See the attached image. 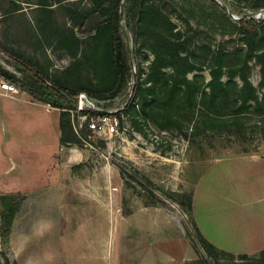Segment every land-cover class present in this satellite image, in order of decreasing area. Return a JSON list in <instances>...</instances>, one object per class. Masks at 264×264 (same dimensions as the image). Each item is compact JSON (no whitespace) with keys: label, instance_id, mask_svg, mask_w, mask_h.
Instances as JSON below:
<instances>
[{"label":"rangeland","instance_id":"374dc122","mask_svg":"<svg viewBox=\"0 0 264 264\" xmlns=\"http://www.w3.org/2000/svg\"><path fill=\"white\" fill-rule=\"evenodd\" d=\"M188 1L156 0L157 22L146 18L138 29L137 17L135 30L127 33L141 69L139 82L147 89L140 96L147 114L141 120L124 116V124L118 123L126 127L121 137L78 144L72 128L60 131L66 111L36 101L17 85V98L0 96V212L3 198L21 202L10 234L0 236V264H264V250L243 254L214 247L207 256L195 238L194 217L195 211L202 216L215 207L223 225L226 215L240 214L230 212L233 207L245 208L233 205V188L250 184L254 165L236 157L264 158V115L248 113L230 133L218 124L193 132V119L177 108L166 116L162 109H147L162 91L154 80L181 71L184 57L197 68L186 77L200 75L203 87L210 80L211 53L239 52L224 59L236 64L247 49L242 36L197 26L184 9L197 3L227 12L232 2L237 8L231 11L241 16L255 0H226L225 7L216 0ZM43 4L51 9L48 15L41 12ZM91 6L90 0H0V42L63 85L104 86L111 73L103 37L80 38L79 47L64 33L54 42L44 40L54 29L68 33L72 9ZM174 41L182 43L178 55ZM256 45L264 48V27ZM249 65V81L262 98L260 66L254 60ZM0 67L21 77L1 53ZM221 79L227 80L226 74ZM169 116H177L183 128ZM133 177L142 178L143 185Z\"/></svg>","mask_w":264,"mask_h":264},{"label":"trees","instance_id":"16d2710c","mask_svg":"<svg viewBox=\"0 0 264 264\" xmlns=\"http://www.w3.org/2000/svg\"><path fill=\"white\" fill-rule=\"evenodd\" d=\"M90 1L92 6L88 9L82 11L71 10L72 27L68 29V33H65V30L60 32V30L54 29L47 32L48 35L44 37V40L54 42L61 33H64L68 43L79 47L80 38L103 37L111 73L107 84L99 87L83 84L71 87L63 85V81L51 77L38 63L31 62L20 52L6 47L1 42L0 53L12 60L17 71L21 73V77L17 78L1 67L0 75L17 85L36 101L62 110L73 108L76 96L80 92H85L88 96L97 99L113 98L124 91L127 83L133 79L134 86H132L131 101L136 100L137 107L135 103L132 104L131 102L127 104L124 112L130 115L136 114L137 118L141 120L142 113L147 114V112L146 107H144L146 103H143L144 101L140 96L147 89L142 88L139 82L141 69L138 66L135 54L129 49L127 33L135 30L137 17L140 21L138 29L145 25L143 20L146 18H150L155 23L157 22V12L154 10L156 0ZM183 1L190 3L188 0ZM227 4L230 10L237 8L232 2ZM44 5L40 6L41 12L48 15L51 9L45 8ZM223 7H225V4ZM262 9H264V0H255L248 10L241 15L240 20L233 21L225 8L203 9L197 3L188 4L187 9H184L188 20H193L197 26L219 30L223 36L240 35L247 49L241 62L236 64H226L224 59L226 56H235L239 52L233 51L230 54H225L222 50H219L211 53L208 67L210 80L203 87V81H199V78H202L200 75H197L193 80L186 77L187 73L197 69L194 64L188 61L187 57L183 58L184 67L181 71H173L171 75L163 74L158 82L154 80L155 75L152 71L149 80H154V83L158 84L162 91L147 104V109H154L156 112L162 109L165 111L166 116L173 107L177 108L176 110H180L187 116L185 119L188 121L193 119L194 122L191 125L193 132L200 129L201 125L209 127L218 124L225 132L230 133V128L235 124L241 125L243 119H246L244 116L248 113L257 112L259 115H264V96L259 97L257 89L248 78V72L251 69L249 62L254 60L255 64L260 66L258 86L264 88V48H258L256 45V35L264 27V18L246 17V15L255 14ZM75 28L77 33L74 32ZM178 34L173 33L174 36ZM173 44L176 47L174 53L178 55V48L182 47V43L174 41ZM223 74L227 76L225 81L221 79ZM196 110L198 113L195 114ZM62 113L66 116L59 119L60 131L63 132L72 127L69 114L67 112ZM155 115L157 116L156 113ZM169 120L177 127L183 128L180 123L181 120L177 116H169ZM159 126L163 128L162 125ZM81 134L82 136L87 135L83 130ZM75 140L78 144L83 143L77 135ZM90 142L94 143V139ZM117 166L120 173L124 175V167L122 165ZM135 179L138 180L140 185H143L142 178L136 177ZM158 199H154L156 204L160 203ZM20 205V200L16 198L6 197L2 199V210L0 212V236L2 238H6L10 234ZM195 231L197 234L195 238L200 247L207 256H211L214 246L198 232L197 227Z\"/></svg>","mask_w":264,"mask_h":264},{"label":"crops","instance_id":"0c3cea01","mask_svg":"<svg viewBox=\"0 0 264 264\" xmlns=\"http://www.w3.org/2000/svg\"><path fill=\"white\" fill-rule=\"evenodd\" d=\"M0 96L8 99L16 97ZM236 158L254 165V170L248 175L252 179L250 184L246 186L242 181L233 188V205L245 208L233 207L230 212L240 214L226 215L223 225L215 207L204 211L202 216L195 211L194 217L198 231L214 247L233 253L252 254L264 250V158L255 154ZM247 221H251L249 226H246Z\"/></svg>","mask_w":264,"mask_h":264},{"label":"built area","instance_id":"2783aa9c","mask_svg":"<svg viewBox=\"0 0 264 264\" xmlns=\"http://www.w3.org/2000/svg\"><path fill=\"white\" fill-rule=\"evenodd\" d=\"M219 5L227 3L226 0H216ZM227 13L233 21H238L242 16H237L229 8ZM246 17H254L256 19L264 18V9L255 14H248ZM133 79L127 83L124 91L113 98L97 99L88 96L85 92H80L75 99V106L71 109H63L69 114L71 127L74 133L81 138L83 145L91 146L90 140L98 138L101 140L110 141L114 137H121L126 127H119L118 123L124 124L125 107L128 100L132 96ZM0 94L13 98L19 92L17 86L10 81L0 78ZM129 96V97H128ZM137 107V101L133 100ZM121 129V131H119ZM82 130L87 133L82 136Z\"/></svg>","mask_w":264,"mask_h":264}]
</instances>
